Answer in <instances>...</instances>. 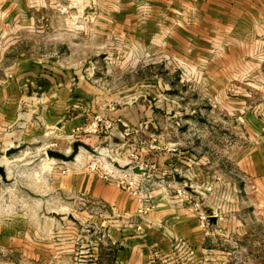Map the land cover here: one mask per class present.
Wrapping results in <instances>:
<instances>
[{
  "label": "rangeland",
  "instance_id": "obj_1",
  "mask_svg": "<svg viewBox=\"0 0 264 264\" xmlns=\"http://www.w3.org/2000/svg\"><path fill=\"white\" fill-rule=\"evenodd\" d=\"M183 7L160 0H0L1 81L11 76L26 92L41 76L77 74L95 92L86 103L93 109L84 104L80 111V127L55 133L31 118L40 131L11 127L17 135L0 140L9 179L0 178V264H124L117 253L127 247L146 248L152 264H252L254 254L257 264L264 261V214L252 193L223 185L239 176L224 161L233 154L228 142H249L243 108L261 102L249 92L264 88L250 81L264 78V36L228 34L215 22L191 19ZM122 108L130 119L121 124L114 114ZM256 119V142H264V116ZM74 142L93 152L80 148L72 161L46 154H69ZM9 147L16 150L5 157ZM186 151L200 176L171 164L169 154L187 157ZM159 155L167 156L163 164ZM92 163L123 170L141 164L140 192L102 181L137 204L145 198L148 209L137 206L122 217L59 187L70 170L92 174ZM174 167L188 176L181 194L163 174ZM161 204L195 218L204 241L155 242L163 222L173 220L158 213Z\"/></svg>",
  "mask_w": 264,
  "mask_h": 264
},
{
  "label": "crops",
  "instance_id": "obj_2",
  "mask_svg": "<svg viewBox=\"0 0 264 264\" xmlns=\"http://www.w3.org/2000/svg\"><path fill=\"white\" fill-rule=\"evenodd\" d=\"M160 1L164 3L168 2L169 5L173 6L183 4V9H185L191 19L197 16L202 22H215V26L221 29L220 31L228 34L246 36V39L264 36V0ZM195 9L197 12H193ZM201 33L205 32L202 31ZM260 61L264 63V57ZM250 81L264 82V78L250 79ZM30 83V91L22 92L21 86H17L16 79L11 78V76L6 81L0 80V140L5 138L7 134H9L8 138L17 135L18 131H8V128L11 127L25 128L28 130V133L40 131L39 127L33 125L37 124L38 121L46 129L54 127L56 129L55 133L64 131L68 127L78 128L82 125L83 121L80 111H83L86 107L91 108V110L93 109L92 101L88 105L86 103L87 99L95 94L94 89L89 87L90 85L77 74L69 76L61 74L55 78L41 76L35 81V84ZM38 90H40V93H38ZM249 96L261 98V102L254 105L248 104L243 108L244 113H247L243 121L246 124L245 129L249 142H228V146L232 148L233 154L230 157L227 156L228 160L224 161L231 163L239 176L233 179V181L226 182L227 184L223 183V185H228L230 189L238 193H252L255 199V207L264 214V199H261L264 197V142H256L257 131L258 129L260 130L256 117L258 115L264 116V88L260 89L259 94L257 90L249 92ZM94 103L98 104L97 101H94ZM84 104H86V107ZM126 109L122 108V110L114 114L115 116L119 115V123L121 122V124L123 118L130 119L129 114H126ZM31 118H35L38 121L32 120L31 122ZM251 140L255 142H251ZM261 140H264V137H261ZM4 143L5 145H9L12 142L9 144ZM186 143L187 146L192 145V142ZM220 145L224 146L225 144L222 143ZM183 153L185 152L169 154L168 157L171 159V164L174 166L177 164L187 165L200 176L199 162L190 160L194 156L189 151H186L187 157L182 156ZM158 157L160 164H163L167 156H163L162 158L159 155ZM201 159L205 160V156L202 155ZM200 162L203 163L204 161ZM242 178L244 180H241ZM58 185L62 190L73 195L84 196L91 202H102L111 209L112 213L122 217L133 215L138 206L131 194L85 171L70 170L65 175L60 176ZM168 207L162 204L158 207V213L165 215L164 219L166 217L172 219L173 217V220L169 222L165 221L166 219L164 220L163 228H161L163 233L157 232L158 236L154 234L155 242H166L167 244H169L168 242H175L176 245L179 243L200 245L205 239L204 233H202L204 228L198 224L195 218H187L185 211L181 207H174V209ZM156 213L154 212L153 215H156ZM147 221L151 220L148 219ZM154 223L156 222L154 221ZM262 223L264 225V217L262 218ZM133 248L127 247L126 251L117 253L122 263L152 264L148 261L146 248H140L137 251ZM252 258L254 260L252 264H257V255H252ZM259 264H264V261Z\"/></svg>",
  "mask_w": 264,
  "mask_h": 264
},
{
  "label": "built area",
  "instance_id": "obj_3",
  "mask_svg": "<svg viewBox=\"0 0 264 264\" xmlns=\"http://www.w3.org/2000/svg\"><path fill=\"white\" fill-rule=\"evenodd\" d=\"M132 166H137L139 168V172H133L132 171ZM89 171L96 176L97 178L104 180V181H109L112 183H115L116 186L120 189L127 190L131 192L132 194H135V192H140V184L144 180V167L141 164H130L127 166V169H108L104 167H99L96 163H92L88 166ZM118 170V171H117ZM178 173L181 176H184L185 181L182 183V186L177 188L178 182H176L173 178V174ZM164 175H169L171 179L168 182V186H171L173 190L177 194H181V189L183 186H186V175H184L180 169L177 168H172L168 172H163ZM181 184V183H180ZM138 201V209L137 211L140 212L142 211L143 207L145 209H148V204L145 198H141L138 196L137 198Z\"/></svg>",
  "mask_w": 264,
  "mask_h": 264
},
{
  "label": "water",
  "instance_id": "obj_4",
  "mask_svg": "<svg viewBox=\"0 0 264 264\" xmlns=\"http://www.w3.org/2000/svg\"><path fill=\"white\" fill-rule=\"evenodd\" d=\"M80 148H82V149H84L86 151L93 152V150L90 149L85 143H83V142H74L73 145H72V151L69 154H65V153H62V152H59V151H55V150H47L46 154H47L48 157L57 158V159H60L62 161H72V160H74V157L78 153ZM15 150H16V147L6 148L4 150V156L5 157L8 156L10 153L14 152ZM131 169H132L133 172H139V168L137 166H132ZM6 174H7L6 169L0 164V178L4 182L9 180L8 177L6 176ZM173 178L178 183H183L185 181L184 176H181L178 173H174L173 174ZM185 187H186V190L189 189L188 186H185ZM208 218H209L210 221L213 222L215 217L214 216H208Z\"/></svg>",
  "mask_w": 264,
  "mask_h": 264
}]
</instances>
